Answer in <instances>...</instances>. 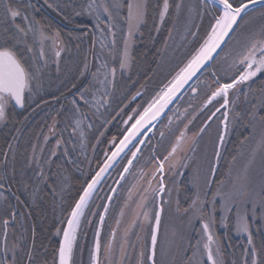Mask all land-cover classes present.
<instances>
[{
  "label": "snow or ice",
  "instance_id": "obj_1",
  "mask_svg": "<svg viewBox=\"0 0 264 264\" xmlns=\"http://www.w3.org/2000/svg\"><path fill=\"white\" fill-rule=\"evenodd\" d=\"M45 6L57 11L69 25H74V29H86L87 24H77L75 21L78 17H88L89 23L93 25L91 33L88 31L77 33L73 29L67 35L70 39L79 42L91 35L92 48L95 49V46L99 44V53L94 52V59L98 61L95 71H90L89 64L85 61L79 73L81 78L91 75L92 79L82 83L80 87L72 83L71 88L76 91L68 100L71 107L65 113L72 127L70 139L75 137L79 140L80 147L83 149L86 133L82 125L88 117L85 110L95 107L99 112L100 107L104 106L111 97L107 88L108 85L115 87L117 71L123 72L130 69L132 62L130 50L135 42L136 34L142 35L141 26L146 24L148 0H64L63 3L53 2V0H43L42 3L40 0H0V125L10 122L11 115L17 108L26 110L35 102V98L44 86V74L49 64H55L56 72L60 73L62 54L71 50L59 29L53 31L50 25L42 23L37 18V14H40ZM171 7L173 5H170L169 0H163L162 8L158 13L160 24L165 22ZM174 8L177 16L182 13L185 15L183 39L191 48L187 53L186 62L155 93L147 105L142 106V111L133 109V114L123 121L128 127L123 130L122 138L117 141V138L113 137L111 144L114 150L110 155L105 153L106 159L103 166L99 167L90 181H86L81 186L73 202L69 203L65 199L63 185L69 179L65 175L69 171L68 166L79 168V165L73 159L72 151H69L67 147L61 150V145H67L70 140H64L62 132L57 137L55 117L48 132L57 138L55 146L48 147L47 154H45V147L38 144H31L29 153L28 149L19 152L13 143H8L7 151L2 153L3 160L0 161V238H2L0 264H50L47 257L41 253L42 248L44 252L47 249L42 242L37 244L35 227L29 230L21 223L32 215L30 210H24L35 205L37 200L48 196L52 197L53 203L61 208L62 213L59 221L62 227L55 229V235L59 237L58 248L55 250L56 256L51 264H57L56 257H58V264H74L73 253L77 247L78 237L82 234L84 224L89 226L92 224L90 217L97 218L94 241L89 251L91 264H125L126 259L131 264L128 257L129 236L138 223L141 226L144 223L148 224L150 240L140 248L135 264H176L170 242L160 247L158 255L160 243L158 235L164 204L173 202V191L177 194L179 192L178 179L172 180V187H169L166 181L170 178H179L183 175L184 169L191 167L192 158L187 155V152H195L196 138L192 137V144L185 146L189 139L188 124H185L183 130L175 136L166 154H157L155 147L151 149V155L147 158V163L152 165L149 171H145L143 167L138 170L139 176L136 177L138 183L128 189L125 206H129L128 201H132L140 211L123 230L119 242L117 233L121 219L118 218L115 221L116 227L111 229L107 240L102 243L101 231L109 212V204L94 205L93 197L104 174L113 167L121 154H123L122 171L119 173V180L116 181L117 185L125 179L126 174L131 172L138 155L142 153L139 145L146 143V139L140 137H146L157 122L163 123L161 117L166 115L165 110L194 77L197 85L200 83L198 73L207 72L212 77V83L215 84L210 95L207 96L205 106L212 104L213 101L219 103L222 100L220 106L208 118L209 120L215 117L216 113L221 112V109H229L231 105L230 110L221 113L222 128L214 153L215 163L220 160L219 148L223 146L229 131L230 111L233 114L231 123L242 122L252 132L259 129L258 150H264V78H262L264 77V0H197L192 4H185L184 0H178ZM205 18H208V25L201 33L200 25L195 21L199 19L203 22ZM121 23L127 27L126 35L123 34ZM117 29H121L122 33V53L117 48ZM155 31H160L159 25L155 27ZM109 36L112 37L111 40L108 39ZM76 47L79 48L80 43H77ZM106 49L107 53H105ZM48 52L53 54L54 59L48 56ZM113 62L118 63V68ZM218 64L225 65L222 69L223 75L217 70ZM97 85L105 89L99 100L96 99V94L100 90ZM190 90L196 93L199 88L190 86ZM68 91L71 92V89ZM136 95L139 96L140 93L137 92ZM61 96H64L63 92ZM54 99L60 102V97H54ZM241 103H246L247 107L236 111ZM39 106V104L36 105V107ZM63 110L64 105H61V111ZM57 114L59 115L60 112ZM95 114L92 113V115ZM166 118L171 131L172 117ZM86 127L90 129L92 124L89 122ZM208 127L209 125L205 124L197 135L205 132ZM16 131L19 132L20 129ZM159 135L163 139L165 133L160 131ZM15 139L16 137H13V140ZM147 142H151V137H147ZM43 144L45 146L50 144L49 135H43ZM75 146L73 144V151ZM256 151L253 150L249 164L255 159ZM9 153H11L10 168ZM18 155L22 158L19 168H17ZM232 160L235 162L236 157L234 156ZM215 163L209 167L208 175L203 179L204 188L212 187L211 176H214L216 172ZM190 182L194 189L192 196L188 198L190 203L187 207H182L177 195L176 212L190 216L189 223H191V217L201 220L203 234L206 236L203 250L207 261L203 259L200 252L201 241L198 240L195 245L189 244V247L183 249L184 253H187L189 249L192 252L184 264H224L223 246L214 239L212 231L217 223L225 229L231 227L236 233L246 235L248 247L241 253V264H264V239L259 245L254 242L251 231L252 222L249 220V215L252 221L257 219L259 208V219L264 221V170L257 184L250 175L249 165H245L233 175L230 164L228 171L215 182L214 190L210 193L211 199H208L209 193L201 189L199 167L193 170ZM144 183L147 187L143 186ZM14 185L16 190L12 191ZM116 191V188H110L113 195ZM133 191L139 196L138 201L133 199ZM113 195H106L103 199L111 202ZM150 199L154 204L151 215L145 210ZM29 200L31 205L28 203ZM93 206L100 211H93ZM217 211L220 213L219 218L216 215ZM65 212L66 217L63 215ZM124 215V209L121 208L119 216ZM10 230L11 240L9 239ZM213 244H216L215 250H213ZM180 252V246L176 245L175 253ZM198 255L200 259H195ZM232 264H236V261L233 260Z\"/></svg>",
  "mask_w": 264,
  "mask_h": 264
},
{
  "label": "rangeland",
  "instance_id": "obj_2",
  "mask_svg": "<svg viewBox=\"0 0 264 264\" xmlns=\"http://www.w3.org/2000/svg\"><path fill=\"white\" fill-rule=\"evenodd\" d=\"M41 1L43 2V0ZM53 2L63 3L64 1L63 0H53ZM176 2H178V0H176ZM196 2L197 0H184L185 4H192ZM44 9L46 10L48 8L44 7ZM50 10L58 14L57 11H54L52 9ZM174 15L175 16H174L173 21H171V25L169 27L166 40L163 43L159 51L160 57L158 59L156 69H154L151 77L147 78L148 80L145 81L144 84L140 82L143 85L130 95V98H131L139 90H142L144 92V95L142 96V98H140L138 102L134 104L136 105L135 107L138 109V111H142V106H146L147 102L150 101V99L155 95V93L160 88H162L172 78V76L175 75V72L178 71L179 67L183 66V63L186 62L187 53L191 50L190 46L188 45V42L185 41L181 35H178L177 38L180 39L182 37V39L179 40L177 44H175L173 47L170 48L171 45L169 43L172 40V38L177 40V38H175L176 36L175 34L178 33L179 27L181 28L180 31L182 29L185 30V15L182 13L180 16H177L175 11H174ZM76 19H81L83 21H89L88 17H78ZM195 23L200 25V31L201 33H203V31L207 28L208 18H205L203 22H201L199 19H196ZM89 24L90 26H88V28L92 30L93 25L91 23ZM144 25L141 26V30L144 27ZM176 26L178 28L175 30ZM121 29H123V34L126 35V31H127L126 25L121 23ZM121 29H117L116 41H117V48L122 53L123 43H122ZM193 31H195V28H193ZM79 32L80 30H78L77 33ZM170 32H171V35H169ZM89 33H91V31ZM182 35H185V33H183ZM139 38H140V33H137L134 38L135 42L132 44V47L130 50V54L132 56V62H131L130 69L123 71V72L118 70L116 79H115V87H112V85H108L107 91L111 93V96L113 95L115 88H119L118 87L119 84L117 82L121 80L122 74L125 75V78H128L131 75V73L137 72L136 68H138V66L134 67V52H135V48L137 46V41ZM108 39L111 40L112 37L109 36ZM189 40H191V37H189ZM82 47H84V49H82ZM89 50L90 49H88V40L85 37L84 42L81 45V51L84 52V51H89ZM93 50L94 52H97L98 54L99 44H97L95 46V49ZM105 53H107V49L105 50ZM48 56L54 59V56L51 52H48ZM62 60H64V58L61 59V61ZM65 61H67V59L64 60V62ZM113 63H114V66L118 67V63H115V62ZM69 65L71 66L70 62H69ZM223 67H225V65L223 64L217 65V70L219 71L221 75H223V71H222ZM55 68H56L55 64L50 63L48 69L45 71V74H44V85L46 87L44 90V93L47 94L46 98L47 97L52 98L53 96L61 92L59 89L60 88L59 85L62 83L68 82L74 76V74L71 73L72 69L70 70L68 68L67 71H64L63 67H61L60 73H57ZM82 79H85V78H82ZM91 79L92 77L90 78V80ZM196 87L199 88V91L196 97H192L190 99L188 98L186 99V97H183L177 103V105L169 111V113H171L169 116H171L173 119L175 118V121H176L174 125V129L171 133L172 137L170 136L168 140H166V138L161 139L160 137H157V140L155 144L153 145V148L155 147L157 154H161V153L166 154V151L170 149L171 144L174 142L175 136L179 134L180 130H183V126L185 124H188L187 137L189 138L185 146L187 147V145L192 144V140H191L192 137L196 138V144L194 146L195 152H192V151L187 152V155L192 158L190 162L191 167L188 169H184L183 175L180 176L179 178H170L168 181H166L169 187H172V180L178 179L179 192L177 194L176 191H173V202L171 204H168V203L164 204V212L162 213V218H161V228H160V233L158 235V240L160 241V243L158 244V255H159L160 247L164 245L166 242H170L173 247V254L175 255L176 264H184V261L187 259V257L192 255V252H191V249H189L187 253H184L183 249L189 247V244L195 245L198 240L201 241L200 252L203 256V259L207 261L206 253L203 250V243L206 242V236H204L203 234L201 220L195 217H191V223H189L190 216L181 215L176 212L175 201L177 199V195H178V198L180 200V204L182 207H187L188 204L190 203V199L188 198H190L194 192L192 183L190 182L192 179L193 170L199 167L200 173H201V189L209 193L208 199H211L210 193L214 190L215 182L223 177V175L228 171L230 164L233 168V175H235V173L239 171L240 169H242L245 165H249L250 175L253 178L254 182L257 184L260 181L261 172L262 170H264V150H258L259 149L258 141L260 140L259 129L257 128L255 132H252V130L246 127L245 124L242 122L237 121L236 123H231L233 119V114L231 111L229 114V121H230L229 131L225 137L223 146H221L220 148V152H221L220 160L218 163H215L214 153L217 149L218 135L221 130V120L223 119L221 113L224 112L225 109H221V112L216 113V116L213 117L211 120L208 119L211 116L212 112H214L215 109L220 106V104L218 105L216 102V105H215L214 103L215 101H213L214 103L213 105L215 106H212V108H210L211 114L209 115V110L207 108L211 104L205 106V102H206L207 96L210 95L211 90L215 87V84L212 83V77L207 72H204V74L201 76L200 83L198 85L196 84ZM98 88L100 90L96 94L97 100H99L103 96V93L105 91V89L101 86ZM41 91H40V95L43 94V89H41ZM36 98H38V96ZM107 104L108 102L104 104V106L100 107V109L105 107ZM246 107H247L246 103H241L237 107L236 111H240L241 109H244ZM92 108H94V111H96L95 107H92ZM191 108H194L192 112H191ZM201 108L207 110L205 111L204 115L201 114L203 117H200V114H198V111ZM230 108H231V105L229 106V109H227V111L230 110ZM61 113H60V118L67 120L65 113H62V114ZM96 113L98 114L97 117L101 120L102 115L97 111ZM189 120H191V123H189ZM120 121H121V118H120ZM120 121L118 117L115 120V122H118L119 125L121 123ZM166 123L167 122H165L164 127L167 126ZM205 124H208L209 127L205 130V132L197 135V133H199L200 128L203 127ZM241 124H243L242 129H241L242 134L237 135L236 128L237 127L239 128ZM232 136H234L235 144H236L237 138L239 139V142L237 141V144H236L237 147L233 148L234 153L230 156L229 153H228L229 155L227 154L226 146L228 145V142ZM245 137H248V139H245ZM241 141H243V143H241ZM95 145L98 146V143L96 142ZM97 146H95V148ZM253 150H257L255 153V159L249 164V160H250L251 154L253 153ZM181 155H183V153H181ZM234 156L236 157L235 162H233L232 160ZM143 162L144 163H142V165L145 166L144 170L149 171L152 165L147 163V159L144 160ZM213 163H215V167H216L215 175L218 173L217 178L215 179V175L211 176V180L213 181L212 187L204 188L203 179L206 175H208L209 167ZM20 166L21 164L17 168H19ZM17 179H19V175H17ZM137 183L138 181L135 183L133 182L129 186V188H131L133 184H137ZM143 186L147 187V184L144 183ZM127 199H128V192L126 194V198L122 202V205L120 206L118 211H116L115 221L118 218L121 219V224L119 226V231L117 233L118 242L123 234V230L128 227L129 223L134 218V215L140 211L139 209H137L136 204L133 203L132 201H128L129 206L126 207L125 201ZM133 199L137 201L139 200V196L137 195L135 191H133ZM165 199H167V197H165ZM249 207L251 206L249 205ZM121 208H123L125 212V215L123 217L119 216V212ZM145 210L148 211L150 215L152 211L154 210V204L151 201V199L149 200L147 204V208ZM259 211L260 210L258 208L257 209L258 215L255 221H252V217L251 215H249V220L250 222H252L251 231L253 232V238L257 235L256 234L257 232L260 236H262L259 241H256L257 245H259L261 240L264 239V221H261L259 219ZM216 215H217V218H219V215H220L219 211H217ZM61 216L62 214L59 208V210L55 214V217L57 220L60 221ZM64 216L66 217L67 213H65ZM140 219L141 221L143 220L142 217ZM21 223H23L24 227L26 226L25 219L22 220ZM114 227H116V223L112 226V228ZM229 229L231 230L232 236L236 238V240H240L239 244L233 243L232 245H230L226 241L223 242V240L226 237L228 238L231 235L228 233L229 232L228 229H225L224 227L220 226L218 223L212 229L213 234H214V239H216L223 246L224 264H232L233 260L236 261V264H241V253L243 252L245 248L248 247L247 243H243L242 240H247V237L246 235L236 233L234 228L230 227ZM149 231L150 229H149L148 224L144 223L141 226L138 223V226L135 229H133L132 233L130 234L129 236L130 246L128 248V257L130 258L131 264H135L137 254L140 248L149 242L150 240ZM173 233H177V235H173ZM92 236L93 235H91V240L90 238H87V241L84 242V247H83L84 249H82V251L80 249V246L77 247L76 252L74 251L73 254L76 255V256L74 255L75 256L74 261H73L74 264H91L89 251L92 246V240H93ZM181 237H183V239H181ZM107 238L105 239V241L107 240ZM9 239L10 240L12 239L11 231L9 232ZM57 239H59V237H57ZM80 240H82L81 237H80ZM0 241H2V238H0ZM176 245H179L181 248V252L179 254L175 253ZM212 247H213V250H215L216 244H213ZM169 259H171V257H169ZM195 259H200V256L198 255ZM125 264H129L128 259L125 260Z\"/></svg>",
  "mask_w": 264,
  "mask_h": 264
},
{
  "label": "flooded vegetation",
  "instance_id": "obj_3",
  "mask_svg": "<svg viewBox=\"0 0 264 264\" xmlns=\"http://www.w3.org/2000/svg\"><path fill=\"white\" fill-rule=\"evenodd\" d=\"M58 23H61V27H59V30H62L63 32H69L70 30L74 29V26H68L65 24H62L64 22L57 21ZM81 23L87 24V28H75L74 30L80 32L86 30L88 32L92 31L88 26H90L89 21H82ZM66 42H68V45L70 47V51L63 53L61 59L64 58V60L67 59V61L64 62V60L60 61V67H63L64 71H67L68 68L72 71L71 73L74 74V76L65 83L60 84V91L57 95L53 96L52 98H46L47 94L44 93L45 85L43 86V94H39L38 98L35 99V102L31 104L30 107H28L26 110L16 109V112L11 115L10 122H8L6 125H0V130L7 129L6 130V138H7V145L8 143H13L14 146H16L19 150V152H24L25 149H28V152L30 153V145L31 144H38L40 146L45 147V154H47L48 147H54L55 146V139L60 136V133L62 132V138L64 140H70V142L67 145H61V150L64 147H67L69 151H72V157L76 160L77 164L79 165V168L68 166L69 171L65 173L69 177L68 181L65 185V198L67 201H73V198L76 197L78 188L85 184L86 181H90L92 176L95 174V172L99 169V167L102 165V163L105 161L106 156L105 153L109 154L112 150V144L111 141L113 137L117 138V131H121V134L123 130L128 127L123 121L127 120L129 115L133 114V109H138L135 107L138 100L142 98L144 95V92L142 90H139L137 92L140 93V95L133 99V97L137 96V92L129 99V102L125 105H122L118 110V119L121 123L120 125L118 122H115L116 125L114 126L113 130L111 131L109 119H108V111H109V105H110V99L108 100V104L100 109L99 113L102 115L101 120L97 117L98 114L96 111H94V108L86 109L88 113L87 119L84 121V127L86 136L84 138V144L85 147L82 149L80 147V141L77 140L75 137H72L70 139V133L72 132V127L69 125V119L67 120L60 118V114L58 115V112L66 113L67 109L70 108V104L68 103V100L71 99L72 93L76 91V89H72L71 85L72 83H76L77 87H80L82 83L87 82L90 80L91 75H88L85 79H82L79 75L81 69L83 68V64L85 61L88 62L90 71H95V67L98 63L96 59H94V50L92 48L91 44V35L86 36L88 40V49L89 51H81V45L84 42L85 37L83 38L82 42L72 40L68 37L67 34L62 35ZM77 43H80V47L77 48ZM80 49V50H78ZM84 49V47H82ZM97 53V52H95ZM69 62L71 66L69 65ZM65 63V64H64ZM71 67V68H70ZM118 68V67H117ZM56 69V68H55ZM136 71H139L141 68H136ZM63 71V72H64ZM67 73V72H66ZM121 79H125V75L122 74ZM140 80V77H138L137 81ZM100 87V85H97ZM193 86H196L193 85ZM71 89V92L68 90ZM108 89V88H107ZM42 92V91H41ZM64 93V96H61V93ZM198 94V91L196 93H192V91L189 89V91L186 92V97L189 99L192 97H196ZM54 97H60V102L58 103ZM67 97V99H65ZM44 101H47V103H44ZM216 105V101L214 102ZM214 103L209 105L207 108L209 110V115L211 114V109ZM222 103H217L218 105ZM39 104V107H36V105ZM61 105H64V110L61 111ZM177 105V104H176ZM175 105V106H176ZM174 106V107H175ZM194 110V108H191V112ZM213 110V109H212ZM206 109L201 108L198 111V114H200V117H203L202 115L205 114ZM172 112V111H171ZM61 113V114H62ZM92 113H96L95 115H92ZM171 113H168L165 118L162 120L163 123H159L153 131L147 134L146 137L143 139H146V143L144 145H139V147L142 150V153L138 155L137 162H135V167L131 170L129 174L125 175V179L123 181H120V184L117 185L116 181L119 180V173L122 171V158L117 162V164L113 167V169L108 173V175L103 179V181L100 183V185L97 188V192L94 194L93 200L94 205H100V204H109V212L106 216L105 225L102 228L101 231V240L102 243L105 241V239L108 237L112 226L115 224V218H116V211L120 208L122 205V202L126 198V194L128 192L129 186L134 182H137L138 180L136 177L139 176V169L145 168L142 163L151 155V149L153 148V145L155 144L157 137H160L159 132L163 131L165 133L164 139L168 140V138L172 135V131L174 129V125L176 123L175 118H172V122L170 125L171 131H169L168 126V120L167 116H169ZM202 114V115H201ZM25 117H27L25 119ZM57 119V137H53L49 132L48 128L52 125L53 118ZM123 118V119H122ZM167 120V121H166ZM92 124V127L89 129L86 127L88 123ZM165 122H167V126L164 127ZM205 122V120H204ZM203 122V123H204ZM131 123V122H129ZM16 129H20L19 132L16 131ZM49 135L50 137V144L45 146L43 144V135ZM13 137H16L15 140H13ZM147 137H151V142H147ZM39 138V139H38ZM119 138V136H118ZM117 138V139H118ZM161 138V137H160ZM159 138V139H160ZM96 142L98 143V146L95 145ZM167 142V141H166ZM73 144H75V150L73 151ZM95 146H97L95 148ZM152 147V148H151ZM7 151V147L6 150ZM150 151V153H149ZM9 168L11 167V153H9ZM22 164V158L18 155L17 156V167ZM30 175V173H29ZM79 188V189H80ZM110 188H116L117 191L113 195V193L110 192ZM106 195H113V200L111 202H108L103 199ZM93 211H100V209H97L93 206ZM92 219V224L89 226L87 224H84L82 227V234L78 237L77 240V247L80 246V249H84V242L87 241V238H90L91 235H93L92 244L94 241V232L97 227V218L90 217ZM80 237L82 240H80ZM77 247L74 249L76 252ZM73 254V261L74 256Z\"/></svg>",
  "mask_w": 264,
  "mask_h": 264
},
{
  "label": "trees",
  "instance_id": "obj_4",
  "mask_svg": "<svg viewBox=\"0 0 264 264\" xmlns=\"http://www.w3.org/2000/svg\"><path fill=\"white\" fill-rule=\"evenodd\" d=\"M40 3H42L41 0ZM162 3L163 0H148V14L146 18V24L141 30L142 35L140 34V38L137 41V46L134 52V67L138 66L141 69L136 73L135 72L131 73V75L128 78L121 79L117 82L120 86L118 85L119 88H115L113 95L110 98V105L108 111V119H109L111 131L116 125L115 120L118 117L119 108L122 105H125L129 102L130 95L134 93V91H136L139 87H141L145 83V81L148 80L147 78L151 77L154 69H156L158 59L160 57L159 51L166 40V36L168 34L171 21H173L175 16L174 4L176 3V0H169L170 5H173V7L170 8L169 15L168 17H166L165 22L163 24H160L158 13L160 8H162ZM43 9L44 8H42L40 14H37V18L40 19L42 23L50 25L53 31L59 29L58 26L61 27V23H58L57 21L64 22L62 24L68 25L70 27L74 26V25H69L67 21H65L61 16H59L55 12H52L50 9H46V10ZM82 21L83 20L81 19H76L75 23L80 24ZM157 25H159L160 27L159 32L155 31V27ZM177 28L178 27L176 26L175 30ZM180 29L181 28L179 27L178 33L175 34L176 35L175 38H177L178 35L184 37V35L182 34L185 33V30L182 29L180 31ZM60 31L62 35L68 34V32H63L62 30ZM182 37L180 39L177 38V40L172 38V40L169 43L171 45L170 48L173 47L175 44H177L178 41L182 39ZM138 77H140V80L137 81ZM140 82L143 84H141ZM195 84L197 83L195 82ZM183 97H186V95H184ZM187 98L188 97H186V99ZM242 125L243 124H241L239 128L238 127L236 128L237 135L242 134V130H241ZM6 130L7 129L5 128L0 130V161L3 160L2 153L6 150L7 147ZM117 133H118L117 135L118 138V136L120 137L121 135V131L119 132L117 131ZM237 141L239 142L238 138ZM236 144H235L234 136H232L228 142V145L226 146L227 154L229 153L231 156L234 153L233 148L237 147ZM217 175L218 173L215 175V179L217 178ZM15 190H16V186L14 185L12 186V191ZM64 195L66 194L64 193ZM68 202L71 203L73 201H68ZM13 203H15L14 200ZM28 203L31 205L30 200L28 201ZM66 206L67 205H65V207ZM59 208L60 207H58L56 204L53 203L52 197L48 196L45 197L44 199L37 200V203L35 205H31L29 209L24 210V211L30 210L32 212L31 217L25 219L26 222L25 228H28L30 230L33 226L35 227L37 244L39 245L42 242L44 247L47 249V251L44 252V248H42L41 253L47 257V259L50 261V264L54 256H56L55 250L58 248V243H57L58 239L55 236V229L57 227H61V225L59 223V220L56 219L55 214L57 213ZM65 213H63V215ZM17 229H19V225H17ZM228 231H229L228 233L232 236L231 230L228 229ZM256 234L257 235L254 237V241L257 244L256 241H259L262 236H260L258 232ZM28 235L30 239V232ZM231 236H229L228 238L226 237L223 240V242L226 241L230 245H232L233 243L239 244L240 240H236V238ZM242 241L243 243H247V240H242Z\"/></svg>",
  "mask_w": 264,
  "mask_h": 264
},
{
  "label": "water",
  "instance_id": "obj_5",
  "mask_svg": "<svg viewBox=\"0 0 264 264\" xmlns=\"http://www.w3.org/2000/svg\"><path fill=\"white\" fill-rule=\"evenodd\" d=\"M200 75H201V74L198 73V76H200ZM195 81H196V78L194 77L193 80L189 82V85H186V86H185V88L181 91V93L179 94V96L173 101L172 104L169 105L168 109L165 110V111H166V114H167V113L169 112V110L175 105V103L181 98V96H182V95H183V94H184V93L190 88V86H192V84H193ZM192 93H193V92H192ZM193 94H194V93H193ZM137 97H138V96H135V99H136ZM205 104H206V102H205ZM208 105H209V104H208ZM17 109H18V110H21V109H19V108H17ZM225 111H227V109H225ZM162 119H163V117H161V120H162ZM158 124H159V122L156 123V126H157ZM156 126H155V127H156ZM150 127H151V126H150ZM155 127H154V128H155ZM154 128H152V131H153ZM221 128H222V125H221ZM148 133H150V132H148ZM148 133H147V134H148ZM121 138H122V136H121L119 139H121ZM140 138H144V137H140ZM119 139H118V140H119ZM118 140H117V141H118ZM129 147L131 148V145H129ZM220 148H221V147H220ZM220 148H219V150H220ZM112 150H114V148H112ZM112 150H111V151H112ZM111 151H110V153H109L108 155L111 154ZM125 151L127 152V149H126ZM122 156H123V154H121V157H122ZM121 157L117 159V161H116V163L113 165V167L117 164V162L121 159ZM103 163H104V162H103ZM103 163H102V165H101L100 167L103 166ZM113 167L110 168V169L104 174L103 179L108 175V173L113 169ZM98 170H99V169H98ZM98 170H97V171H98ZM103 179H102V181H103ZM102 181H101V182H102ZM99 185H100V184H99ZM99 185H98V186H99ZM98 186H97V188H98ZM206 258H207V257H206ZM56 261H57V264H58V257H56Z\"/></svg>",
  "mask_w": 264,
  "mask_h": 264
}]
</instances>
